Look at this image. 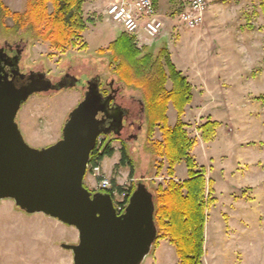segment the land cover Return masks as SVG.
Segmentation results:
<instances>
[{
    "label": "rangeland",
    "instance_id": "374dc122",
    "mask_svg": "<svg viewBox=\"0 0 264 264\" xmlns=\"http://www.w3.org/2000/svg\"><path fill=\"white\" fill-rule=\"evenodd\" d=\"M4 1L12 10H23L27 2ZM93 1L95 4L85 2L87 27L70 47L56 50L22 35L32 47L26 58L28 67H43L49 76L58 77L67 65H73L72 71L79 76L75 87L33 94L21 106L16 120L26 142L34 148L50 146L61 138L69 113L83 100L81 87L90 75L99 71L105 82L115 79L116 84L121 83L114 71L117 64H109V51L101 54L100 49L117 40L123 27L108 19L110 0ZM207 1L204 22L190 29L175 28L178 4L160 0L161 13L166 15L162 34L150 39L151 43L135 38L121 51L125 60L143 69L146 55L151 54V63L159 61L161 49L166 48L176 68L190 70L188 75L180 70L192 86V100L182 120L187 136L196 141L191 151L195 170L212 180L216 198L206 215L204 264H264V14L260 0ZM3 34L0 31V39ZM166 87L171 88L170 81ZM167 114L172 127L177 121L172 103ZM208 120L219 122V127L215 137L206 142L200 126ZM161 138L156 126L152 141ZM131 144L133 178L130 168H116L121 149L115 141L114 155L106 157L98 169L88 168L85 186L96 190L101 177L111 184L115 179L125 188L143 182L154 193L155 186H166L171 177L175 181L188 178L185 160L176 164L171 176L168 161L148 150L146 138ZM124 200L125 194H115V204ZM78 241L75 227L43 213L28 214L13 199L0 200V264H74L73 252L62 244ZM178 261L175 246L162 238L142 264Z\"/></svg>",
    "mask_w": 264,
    "mask_h": 264
},
{
    "label": "water",
    "instance_id": "95a60500",
    "mask_svg": "<svg viewBox=\"0 0 264 264\" xmlns=\"http://www.w3.org/2000/svg\"><path fill=\"white\" fill-rule=\"evenodd\" d=\"M46 75L39 74L22 88L0 83V200L13 199L28 214L43 213L75 227L78 243L62 244L73 252L74 264H142L158 237L154 193L139 182L119 213L111 193H93L84 184L99 137L120 130L123 113L112 116L111 95L103 96L99 84L91 81L83 100L69 113L62 137L34 148L16 120L21 106L34 93L78 83L72 76L71 82L53 85ZM113 117L105 127L106 119Z\"/></svg>",
    "mask_w": 264,
    "mask_h": 264
},
{
    "label": "trees",
    "instance_id": "16d2710c",
    "mask_svg": "<svg viewBox=\"0 0 264 264\" xmlns=\"http://www.w3.org/2000/svg\"><path fill=\"white\" fill-rule=\"evenodd\" d=\"M85 2L86 0H27L23 10H12L4 0H0V31L10 36L27 35L32 40L48 43L56 50L65 49L75 44L87 27L83 15ZM260 6L264 14V0H260ZM134 40L135 36L123 32L106 49H100V53L109 51L108 61L110 65L117 64L114 71L118 79L143 98L150 137L153 136L156 126L160 128L161 140H150L148 150L168 161L171 176L174 175L176 164L182 160L186 161L189 169L188 178L175 181L171 177L166 186L158 184L154 187V218L158 228L154 245L162 238L168 239L175 246L179 257L177 264H204L206 215L216 198L212 196V180H207L204 173L195 170L191 151L196 141L187 136L186 124L182 120L185 108L192 100V86L186 76L176 68L166 48L161 49L159 61L153 60L151 63L149 54L143 59L144 68H135L130 60L124 59V51H121ZM169 81L171 88L168 89L166 85ZM169 103L177 111V121L172 127L168 125ZM218 127L219 122L214 120L202 124L200 129L203 139L206 142L211 141ZM114 153L112 141L98 140L91 152L89 170L99 167L106 157H112ZM117 167L130 168V176L134 177V161L126 149L121 151ZM135 188V183L125 188L113 179L111 188L106 190L113 198L116 193L125 194V200L119 202L123 212ZM206 194H209L207 199Z\"/></svg>",
    "mask_w": 264,
    "mask_h": 264
},
{
    "label": "flooded vegetation",
    "instance_id": "af4514ba",
    "mask_svg": "<svg viewBox=\"0 0 264 264\" xmlns=\"http://www.w3.org/2000/svg\"><path fill=\"white\" fill-rule=\"evenodd\" d=\"M30 44V40L22 35L10 36L3 34V38L0 39V83L11 82L16 88H22L30 84L39 74L46 73L43 67L37 68L36 65L32 67L27 66L26 58L32 51ZM72 68L73 65H67L60 76L52 77L47 74L46 78L50 79L53 85L71 82L73 80L72 76L79 77L72 71ZM101 77L102 74L99 71L90 75L87 82L81 87L83 94L87 91L91 81L98 83L103 96L110 94L112 97L109 113L116 117L119 112H122L123 120L120 130L102 134L98 140L99 142L110 140L112 143L117 141L120 143V151L126 149L130 154L132 149L131 142L137 141L142 143L145 138L148 142L152 140L144 100L141 95L139 96L136 91L127 87L122 82L116 84L115 79H113L112 82L107 83ZM63 89L53 88L49 91L38 93L50 94ZM103 116V113H99L98 115L99 118H103ZM113 120L114 117L106 119L105 127H109ZM99 191L106 192L107 190ZM92 192L94 193L95 191Z\"/></svg>",
    "mask_w": 264,
    "mask_h": 264
},
{
    "label": "built area",
    "instance_id": "2783aa9c",
    "mask_svg": "<svg viewBox=\"0 0 264 264\" xmlns=\"http://www.w3.org/2000/svg\"><path fill=\"white\" fill-rule=\"evenodd\" d=\"M159 3L160 0H110L106 14L109 20L119 23L126 34L135 36L136 39L145 41L144 43H151L150 39L158 38L166 27V15L161 13ZM170 3H177L179 8L175 28L179 25L194 29L204 22L207 0H175ZM111 186L110 180L103 178L98 182L97 190H106ZM116 208L122 213L120 204H116Z\"/></svg>",
    "mask_w": 264,
    "mask_h": 264
},
{
    "label": "crops",
    "instance_id": "0c3cea01",
    "mask_svg": "<svg viewBox=\"0 0 264 264\" xmlns=\"http://www.w3.org/2000/svg\"><path fill=\"white\" fill-rule=\"evenodd\" d=\"M94 4H95V2H94ZM94 4H91V5H94ZM96 6V5H95ZM99 6V5H98ZM86 43V42H85ZM176 65V64H175ZM177 68L179 69V70H181L185 75H188L187 73H188V71H190L189 70V68H185V69H180L178 66H177ZM169 107V106H168ZM187 108V107H186ZM167 113H168V111H167ZM157 253H158V251H157ZM156 253V254H157ZM155 258H157V257H155Z\"/></svg>",
    "mask_w": 264,
    "mask_h": 264
},
{
    "label": "bare ground",
    "instance_id": "6f19581e",
    "mask_svg": "<svg viewBox=\"0 0 264 264\" xmlns=\"http://www.w3.org/2000/svg\"><path fill=\"white\" fill-rule=\"evenodd\" d=\"M101 137V136H100Z\"/></svg>",
    "mask_w": 264,
    "mask_h": 264
}]
</instances>
